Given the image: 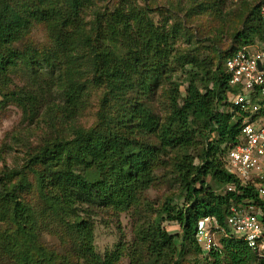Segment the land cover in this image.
<instances>
[{"label": "trees", "instance_id": "trees-1", "mask_svg": "<svg viewBox=\"0 0 264 264\" xmlns=\"http://www.w3.org/2000/svg\"><path fill=\"white\" fill-rule=\"evenodd\" d=\"M91 1L19 0L15 5L0 1V79L15 72L19 64L26 69L36 65L37 70L50 69L48 56L40 60L33 48H15L24 43L35 23L46 22L56 47L65 54L89 49L91 82L108 90L102 106L115 102L124 93L128 96L114 118L118 125H125V133L111 130L98 134L95 128H81L74 139L48 145L31 160L42 166L39 184L47 202L59 214L75 220L71 228L79 236L81 258L89 264H116L120 256L111 254L102 259L96 253L94 225L81 218L80 209H128L137 200V193L151 186L157 168L173 165L181 191L161 213L164 222L178 226L180 232L169 233L159 225L140 231V239L156 260L153 264H181L188 254L194 255L197 264H264V257L233 235H221V248L209 253L196 240L202 219L212 217L225 226L232 206L254 207L264 223V200L253 186L241 187L238 178L219 160L241 140L244 116L232 111L227 101L230 88L224 63L239 48L263 39L261 0H244L248 6L242 30L233 34L226 50L209 61L196 54L178 52L177 41L184 26H170L169 15L156 21L150 16L152 9L137 1L129 3L128 8L121 5L112 11L96 12L92 31L78 33L80 16ZM209 1L199 6L203 13L227 4V0ZM73 70L66 75L63 92L67 110L74 108L70 114L80 110L78 104L86 95L85 86L78 83ZM181 75L185 76L186 86L178 82ZM165 85L169 87L168 95L159 100L158 93ZM159 103L163 104L160 110ZM164 156L170 160L167 164L162 163ZM95 171L100 173L98 178L88 174ZM16 175L0 177V221L3 205L9 204L16 233L23 241L20 246L25 247L19 252L12 248L11 253L20 264H33L32 251L49 256L34 239L31 210L19 199L18 186L11 189L7 184L5 177ZM229 187H233L231 192Z\"/></svg>", "mask_w": 264, "mask_h": 264}, {"label": "rangeland", "instance_id": "rangeland-1", "mask_svg": "<svg viewBox=\"0 0 264 264\" xmlns=\"http://www.w3.org/2000/svg\"><path fill=\"white\" fill-rule=\"evenodd\" d=\"M0 1L13 5L19 2ZM133 1L151 8L150 16L156 21L169 15L170 26L175 23L183 25L176 50L184 54L199 55L201 59L208 61L216 53L226 50L233 34L242 30L244 12L248 6L244 0L227 2L224 7L218 5L203 13L199 6L210 3L209 0H92L88 9L80 16L78 33L92 31L96 12L103 13L106 9L112 11L121 5L128 8V4ZM165 10L169 14H165ZM52 35V29L46 22H38L29 30L24 43L15 46L19 51L33 48L35 55L40 54V60L41 57L48 56L50 69L37 70V65L33 69H26L19 64L15 72L0 79V177L3 174H18L5 179L11 189L18 186L19 199L31 210L34 239L40 247L45 248L49 256L46 258L32 251L35 261L33 264H89L78 253L80 239L71 228L75 220L59 214L47 202L39 184L42 166L31 160L48 145L74 139L76 131L81 128H95L98 134H108L111 130L125 133V125H118L114 118L125 106L128 96L124 93L115 102L102 106L108 90L105 86H95L91 82L93 64L89 49L81 48L75 53L65 54L56 47ZM91 36L93 39L96 37L92 33ZM70 70L77 72L76 79L86 90V95L78 104L80 110L72 114L70 112L74 108L67 110V98L63 93L66 75ZM185 80L184 75L178 78L182 86H186ZM168 91L169 87L165 85L159 91L158 99L164 100ZM159 104L160 110L163 104ZM76 112L77 115H74ZM150 141L153 142V139ZM195 153L196 151H192V154ZM161 159L165 164L170 161L167 156ZM173 170V165L157 168L151 186L138 192L137 200L128 209H80L81 218L94 225V246L102 259L118 254L120 258L116 264H153L156 260L148 252V245L140 239V231L159 225L169 233L180 232L178 226L165 223L161 213L167 202L172 198L177 199L181 191L175 182L177 179ZM88 174L98 178L100 173L95 171ZM2 209L0 264H20L11 253L12 248H17L16 251L19 252L24 251L25 247L20 246L23 241L12 222L11 206L4 204ZM13 239L17 241L11 243ZM181 264L197 263L194 255L188 254Z\"/></svg>", "mask_w": 264, "mask_h": 264}, {"label": "built area", "instance_id": "built-area-1", "mask_svg": "<svg viewBox=\"0 0 264 264\" xmlns=\"http://www.w3.org/2000/svg\"><path fill=\"white\" fill-rule=\"evenodd\" d=\"M238 2L241 0H228ZM263 39L257 45L240 48L225 63L230 91L227 101L232 111L243 113L240 141L221 155L220 161L236 176L241 187L253 186L264 200V0L260 1ZM229 187L228 191H232ZM222 226L215 218L202 219L196 234L206 252L221 248L218 238L233 235L250 250L264 257V223L254 207L232 206ZM229 230V233H228Z\"/></svg>", "mask_w": 264, "mask_h": 264}, {"label": "clouds", "instance_id": "clouds-1", "mask_svg": "<svg viewBox=\"0 0 264 264\" xmlns=\"http://www.w3.org/2000/svg\"><path fill=\"white\" fill-rule=\"evenodd\" d=\"M227 2H231V1H228V0H227ZM259 4H260V2H259ZM259 12H260V10H259ZM259 19H260V16H259ZM262 28H263V27H262ZM258 43H259V42H257L255 45H257ZM248 46H250V45H248ZM243 47H245V46H243ZM241 48H242V47H241ZM239 49H240V48H239ZM239 49H238V50H239ZM238 50H237V51H238ZM235 52H236V51H235ZM235 52H234V53H235ZM224 68H225V67H224ZM196 240H197V239H196ZM218 240H219V238H218ZM198 244H199V243H198ZM201 247H202V246H201ZM202 248H203V247H202ZM214 249H215V248H214ZM218 249H220V248H218ZM203 250H204V249H203ZM212 250H213V249H212ZM212 250H211V251H212ZM204 251H205V250H204ZM211 251H210V252H211ZM205 252H206V251H205ZM207 253H209V252H207Z\"/></svg>", "mask_w": 264, "mask_h": 264}]
</instances>
